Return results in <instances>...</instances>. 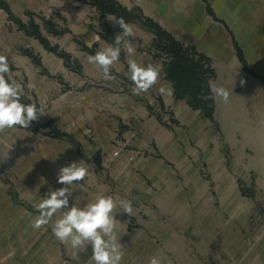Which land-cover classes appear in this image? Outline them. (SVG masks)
<instances>
[{"label":"rangeland","instance_id":"rangeland-1","mask_svg":"<svg viewBox=\"0 0 264 264\" xmlns=\"http://www.w3.org/2000/svg\"><path fill=\"white\" fill-rule=\"evenodd\" d=\"M1 1L65 57L16 30L0 9V54L11 68L6 79L23 86L22 103L46 112L26 129L0 134V264H93L91 245L74 259L70 245L53 235L60 212L47 226L31 227L39 215L33 205L64 187L59 169L73 161H83L89 175L69 207L101 195L132 203L131 216L115 214L121 264H148L153 255L162 264H264V80L252 77L257 108L247 83L230 96L231 109L213 100L211 121L180 91H159L173 89L167 58L154 50L153 34L141 22L125 20L134 26V56H146L160 74L148 93L134 95L123 50L114 80L87 62L122 31L102 22L113 16L100 18L85 0H61L89 11L85 30L76 32L65 13L47 6L51 0H32L21 11L16 4L25 0Z\"/></svg>","mask_w":264,"mask_h":264},{"label":"clouds","instance_id":"clouds-1","mask_svg":"<svg viewBox=\"0 0 264 264\" xmlns=\"http://www.w3.org/2000/svg\"><path fill=\"white\" fill-rule=\"evenodd\" d=\"M108 19L118 24L122 31L115 35L113 44H107L94 55H88L87 62L102 69L105 80H114L116 77L111 74V71L119 63L123 50L129 57L127 65L129 78L134 84L133 94L148 93L159 80V67L152 64L144 66L131 58L135 55V48L129 38L135 35L134 26L125 22L123 17H108ZM116 70L119 71V68ZM10 71L8 56L0 54V134L13 130L17 126L26 129L31 122L38 121L39 117L46 113L42 108H38L36 103L21 102L23 86L15 80L6 79ZM245 83V80H240L241 86ZM209 88L211 96L204 97L205 99H220L225 104L229 102L231 93L228 89L211 81H209ZM159 91L167 95L173 93L172 88L161 87ZM3 159L4 161L9 159V150L3 153ZM88 175V168L83 161H73L61 167L57 182L64 187L49 191L33 205L39 215L33 218L31 227L38 230L47 226L55 214L60 212V218L52 224V232L58 241L70 245L74 259L91 245L93 264H121L124 252L123 245L116 235L118 220L115 219V214L122 212L131 216L132 203L101 195L84 207L78 206L76 202L69 207V198L73 191L76 188L85 190L80 182ZM148 264H162V259L158 255H153Z\"/></svg>","mask_w":264,"mask_h":264},{"label":"crops","instance_id":"crops-1","mask_svg":"<svg viewBox=\"0 0 264 264\" xmlns=\"http://www.w3.org/2000/svg\"><path fill=\"white\" fill-rule=\"evenodd\" d=\"M17 1V0H15ZM130 10L138 8L144 17L151 19L177 43L193 47L209 58L215 72V82L228 89L231 95L248 83L251 102L257 108L258 80L243 71L234 44L241 51L248 69L264 80V0H115ZM32 0L16 4V10L28 8ZM45 3V2H43ZM51 0L54 8L74 22V31L83 32L88 12L79 2ZM40 5V4H39ZM41 6V5H40ZM42 7V6H41ZM207 8L211 11L208 13ZM68 11V12H65ZM103 23L114 24L108 17ZM117 25V24H116ZM129 57L125 55L124 62ZM142 65L146 56L131 57ZM123 65L117 68L122 69ZM246 81L244 86L240 80ZM250 79V80H248ZM248 81V82H247ZM230 100L227 108L234 103ZM234 109V108H233Z\"/></svg>","mask_w":264,"mask_h":264},{"label":"trees","instance_id":"trees-1","mask_svg":"<svg viewBox=\"0 0 264 264\" xmlns=\"http://www.w3.org/2000/svg\"><path fill=\"white\" fill-rule=\"evenodd\" d=\"M85 1L95 9L100 18L113 16L117 18L123 17L124 20L135 19L149 28L153 34L152 47L158 53L163 52L166 55L167 60L164 64V72L173 85V95L176 96L178 91H180V97H184L192 108H200L205 113V117L213 121L214 101L213 99L204 98L211 96L209 81L215 79V72L209 58L198 53L193 47L177 43L158 24L144 17L138 8L128 10L115 0ZM0 9L5 12L7 22L14 25L16 30L35 38L45 50L54 53L58 57H65L55 47L49 45L47 40L40 35L38 27L33 22L30 21L28 25L22 23L13 16L9 7L1 0ZM207 11L211 14L209 8H207ZM234 47L243 71L249 76L256 78L257 76L248 69L243 55L236 44H234Z\"/></svg>","mask_w":264,"mask_h":264},{"label":"built area","instance_id":"built-area-1","mask_svg":"<svg viewBox=\"0 0 264 264\" xmlns=\"http://www.w3.org/2000/svg\"><path fill=\"white\" fill-rule=\"evenodd\" d=\"M113 155H117V152L115 151V152L113 153Z\"/></svg>","mask_w":264,"mask_h":264}]
</instances>
